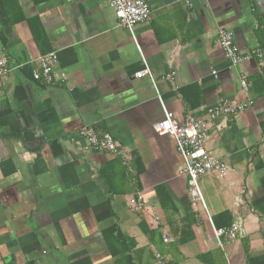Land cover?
Wrapping results in <instances>:
<instances>
[{"label": "crops", "instance_id": "obj_1", "mask_svg": "<svg viewBox=\"0 0 264 264\" xmlns=\"http://www.w3.org/2000/svg\"><path fill=\"white\" fill-rule=\"evenodd\" d=\"M106 1L0 0V56L10 68L0 78V264H264L258 1L147 0L150 20L131 31ZM219 29L241 52L260 48L262 61L230 65ZM50 52L54 81L44 85L31 69ZM144 69L152 81L136 77ZM219 100L252 103L207 125L205 149L230 172L198 179L203 209L190 202L173 139L152 125L161 103L181 122L203 119ZM83 127L109 133L126 164L84 152ZM138 195L139 208L129 202ZM238 219L243 235L219 244L212 230Z\"/></svg>", "mask_w": 264, "mask_h": 264}, {"label": "built area", "instance_id": "obj_2", "mask_svg": "<svg viewBox=\"0 0 264 264\" xmlns=\"http://www.w3.org/2000/svg\"><path fill=\"white\" fill-rule=\"evenodd\" d=\"M187 7H191L190 0H177ZM107 6L113 10L118 24L128 30L133 26L145 23L150 20V8L147 0H107ZM217 42L223 50L226 60L232 66L240 65L250 59L262 61L263 51L260 48H253L246 52L238 50L234 43L233 33L228 29H219L217 33ZM57 64V57L54 52L39 56L36 61V67L31 69L33 80L44 85H50L54 81V68ZM8 59L0 56V78L9 72ZM212 74L215 71L212 70ZM150 74L147 69L136 74V77ZM173 72L165 75L167 80H171ZM151 79V78H150ZM152 81V79H151ZM239 85L243 92L248 91V83L245 75H239ZM251 101H243L238 104H229L226 101L219 100L213 107L205 110V117L197 119L193 116H185L181 122L174 119L173 114L164 108L163 118L152 125L153 131L157 135L170 136L175 145L176 152L180 156L181 163L178 167V173L185 176L187 184V193L192 205L199 204L204 209L202 193L198 184V179L204 175H212L215 178H224L230 172L229 166L221 159L213 156L205 149L207 139V125L218 116H232L244 110L251 105ZM78 135L84 140L83 150L89 153H105L111 156L122 158V164H126V153L119 147L109 133L97 134L90 127H83L78 131ZM141 196L130 198L129 202L139 208ZM238 199L234 200L237 206ZM213 235L220 244V239L225 237L228 240L243 235V229L240 220L232 222L229 226L221 229H213ZM165 238L164 241H167ZM158 257V255H156Z\"/></svg>", "mask_w": 264, "mask_h": 264}, {"label": "water", "instance_id": "obj_3", "mask_svg": "<svg viewBox=\"0 0 264 264\" xmlns=\"http://www.w3.org/2000/svg\"><path fill=\"white\" fill-rule=\"evenodd\" d=\"M257 1L259 8L263 11V15H264V0H257Z\"/></svg>", "mask_w": 264, "mask_h": 264}]
</instances>
